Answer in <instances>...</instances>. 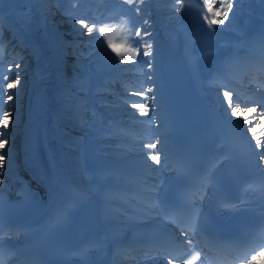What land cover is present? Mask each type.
Returning <instances> with one entry per match:
<instances>
[{
	"label": "bare ground",
	"instance_id": "6f19581e",
	"mask_svg": "<svg viewBox=\"0 0 264 264\" xmlns=\"http://www.w3.org/2000/svg\"><path fill=\"white\" fill-rule=\"evenodd\" d=\"M193 5L200 7L199 12L195 8L190 13L177 12L180 5L176 0H149L147 5L140 6L143 20L150 21L149 25L141 23V27L142 32L147 28L151 33L143 42L151 45L147 49L151 55L146 56V61L152 67L146 66L144 73L135 63L118 66V74L109 81V87L101 88L107 94L97 96L94 106L113 139L116 133L127 137V141L107 142L118 148V153L111 157L110 153L94 156L79 144L87 137H84L81 123L84 108L78 100L81 95L78 47L87 36H78L72 24L53 7L51 0H0L4 47L13 64H20V69L15 68L12 72L19 71L22 85L14 90L18 96L0 108L12 110L9 144L5 149L7 157L4 167L0 168V198L8 196L28 180L40 191V208L19 225L21 230L15 238L17 245L31 247L28 242L35 243L44 237L52 218L60 213L64 215L56 230L54 239L57 243H84L93 231L99 244L109 247L110 255L115 252L112 246L131 230L160 226L141 199L130 197L124 200L121 192L132 187L153 186L167 174L168 155L175 147L173 129L167 124L166 109L170 99L166 93L163 67L165 56L178 58L180 48V55L189 61L203 99L249 142L251 134L244 131L248 125L241 127L244 121L231 117V109H227V102L222 100L223 91L232 90L233 102L238 98L243 110L245 104L262 97L259 91L244 83L245 79L238 78L232 66L238 62L243 64L251 48L264 51V2L241 0L239 7L233 9L236 13L234 19L230 13V19L219 26H210L204 21L203 29L197 16H193L201 13V4L193 2ZM8 13L24 21L25 25L21 23L19 26L30 27L31 23L34 32L23 34ZM200 17L202 19V15ZM51 38L56 43L51 44ZM208 39H212V47ZM221 43H228L227 51L219 50ZM210 48L215 53L214 59L203 53ZM223 70L228 71V75H224L226 83L214 77ZM13 73L9 74L10 78ZM205 81H209L208 86L203 84ZM147 87L153 88L148 93L150 113L140 116L139 110L131 108L129 101L141 97L129 93ZM123 104L129 109L121 111ZM110 123L117 129L112 130ZM262 130L257 128V134ZM157 141L154 151L159 154V164L145 155L153 150L144 147ZM251 143L254 145L255 141ZM118 154L123 161L130 162L128 167L110 160H118ZM257 162L264 172V163L258 156ZM134 261L117 258L116 264H159L160 260L144 258ZM246 264H264V252L260 250L257 257Z\"/></svg>",
	"mask_w": 264,
	"mask_h": 264
},
{
	"label": "rangeland",
	"instance_id": "374dc122",
	"mask_svg": "<svg viewBox=\"0 0 264 264\" xmlns=\"http://www.w3.org/2000/svg\"><path fill=\"white\" fill-rule=\"evenodd\" d=\"M191 1H196L200 3L202 2V0H185L184 3L186 6L183 7L185 8L184 13H190V10H192V8H195ZM51 3L53 7L57 10V12L60 14V16H62L68 23L72 24V28L78 36H81L77 32L79 26L74 24V20L77 17H87L91 20L96 21L97 26H104L105 24H107L112 27H115V25L120 24L121 27L119 30L110 33V38L113 40L114 43H117L118 45L122 46V48H128L130 46L136 47L135 45L131 44L130 36L132 30V16L131 13L127 12L129 5L125 4L124 0H51ZM132 7H135V5H133ZM197 12L199 11L197 10ZM7 15L12 20H14V23L18 24V27L23 34H27V32H34L31 23L29 24L31 25L30 27L24 26L25 24L23 20H18L17 18H14L10 13H8ZM193 16H197L196 19L199 23H201L200 25L203 29L204 21L203 19H200L201 14H194ZM143 18L144 13L141 10L139 16L136 17L138 24L141 25ZM21 23L24 25L19 26V24ZM92 35H99L101 40L107 39L102 34H98L96 32H94ZM208 40L211 45L212 39ZM49 41L51 42V44L53 42L56 43V40L54 41V39L52 38L49 39ZM89 41H92L91 36H87L78 47V55L80 59V61L78 62V67L81 73V95L78 97V100L83 104L84 114L82 115L81 123L83 126V131L85 132L84 137L88 138L87 141H85L86 138H82V141L80 140L79 144L80 146L87 148L92 155H98L99 152H104L106 154L110 153V156L113 157L115 154L118 153V148L116 144L112 145L108 144L107 142H112L114 140L120 142L127 141V137H125L124 134L116 133L113 139L112 136L108 134V130L104 128V122L102 118L96 114L95 110L90 112L88 108L91 109L92 107L96 106L97 96L101 94H107L101 91V88L109 87V81H111L114 75L118 74V66L122 67L127 63L121 61L119 57H116L114 53L107 49L106 43L101 46L96 41L88 43ZM143 44L144 42L141 41V45ZM221 48L222 50H227V48H225L223 44ZM144 50L145 49L141 46L140 51L135 56H133L131 53H128L125 56V59L129 61L128 63L138 64L140 67H142L145 73L147 67L144 63V61H146V57L143 56ZM5 56L6 55H4V51L0 49V72H2L4 75L9 76V74L13 73L12 71H8L9 65L12 66V70H16V67L11 61H9V63H5L3 60L6 59ZM18 87H22L21 83L20 85H18ZM2 105H0V108L2 107ZM124 106H121V111L129 109L127 105ZM148 113H150L149 106ZM110 128L113 130L114 125L111 124ZM12 156L16 157L14 154ZM117 159L118 164L120 165L128 166L130 164L128 160L123 161L120 156ZM110 160L114 162L112 158Z\"/></svg>",
	"mask_w": 264,
	"mask_h": 264
},
{
	"label": "snow or ice",
	"instance_id": "6c2138e0",
	"mask_svg": "<svg viewBox=\"0 0 264 264\" xmlns=\"http://www.w3.org/2000/svg\"><path fill=\"white\" fill-rule=\"evenodd\" d=\"M148 2L149 0H124V3L129 5L127 12L131 13L132 16V30L130 36L131 44L135 45L136 47L130 46L128 48H122V46L118 45L117 43H114L113 40L110 38L111 32H115L120 29V24L115 25V27H112L107 24H105L104 26H97L96 21L91 20L87 17H77L74 20V24L79 26V28L77 29L79 35L91 36L92 41L98 42L101 46L106 43L107 49L114 53L116 57H119L121 61H123L124 63H128L129 61L125 59V56L128 53H131L133 56H135L140 51L141 46L145 49L143 51L144 57L151 55V52L147 50L151 48V45L148 44L146 41L143 45H141V41H144V38L150 35L151 33L147 28H144L142 33L141 25L138 24L136 20V17L139 16L142 10L140 6L147 5ZM262 2H264V0H262ZM176 3L180 5V7L176 8V11L183 12L184 0H176ZM240 3L241 0H235V3L234 0H211L210 3L208 2V0H202L200 14L202 15L203 21H206L210 26H219L223 24L226 20L230 19V13H232L231 18H235L236 13L233 11V9L234 7L238 8ZM133 5H135V7H132ZM204 9H206L207 11L205 12ZM142 23L143 25H149L150 21L148 19H144ZM94 32L102 34L107 39L101 40L99 35L93 36L92 34ZM92 41H89L88 43H91ZM144 63L149 69H151L152 65L150 62L144 61ZM15 67L17 70H19L20 64L17 63ZM8 71H12L11 65H9ZM148 78L151 79V76L149 75ZM18 85H20L19 71L13 73L11 79L9 78V76L4 75L2 72H0V105L12 101L15 97L18 96V93L14 91L17 89ZM152 91V87H147L143 90H133L129 93V95L141 97L140 100L129 101L130 107L139 110L140 116L148 115L147 102L150 99L148 93ZM151 99H154V97H152ZM223 101L227 102V109H231V117H239L241 120L244 121V124L240 125L241 127H244V125H248V127H246L244 131L246 134H251L249 143L251 144L252 141H255V144L252 145L253 151L257 154L259 161L264 163V139H262V137H264V130L257 134V128L264 129V96H262L260 99L254 100L251 104H245L242 110L238 98L235 103L233 102L232 90L225 89L223 91L222 102ZM227 109L225 110L226 112ZM257 109H259V111H257ZM11 111V109L0 110V129H3V131H0V138H2L0 139V168L4 167V162L7 157V151H5V149L6 146L9 144L10 133L8 129L11 123ZM249 116H251L252 118L249 119ZM12 127H15V125H12ZM158 142L159 141H157L156 143L144 145V147L153 150L146 153L145 155L157 164L160 163L159 154L154 150L156 149ZM2 232L3 225L2 221H0V234H2ZM180 235L188 237L189 231L181 230ZM181 243L185 246H192L193 239L188 238L181 241ZM187 250L192 253L193 260L199 258V250L193 252L192 247H188ZM261 251L264 252V249H261ZM173 259L174 258H169L168 264H172ZM188 264H191V261H189Z\"/></svg>",
	"mask_w": 264,
	"mask_h": 264
}]
</instances>
